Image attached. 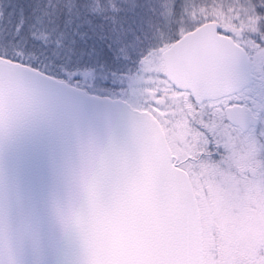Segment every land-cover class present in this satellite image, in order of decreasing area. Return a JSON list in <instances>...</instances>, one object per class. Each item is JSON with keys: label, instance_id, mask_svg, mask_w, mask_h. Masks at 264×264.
I'll return each instance as SVG.
<instances>
[{"label": "snow or ice", "instance_id": "obj_1", "mask_svg": "<svg viewBox=\"0 0 264 264\" xmlns=\"http://www.w3.org/2000/svg\"><path fill=\"white\" fill-rule=\"evenodd\" d=\"M35 86L135 114L89 153L86 264H264V0H0V130Z\"/></svg>", "mask_w": 264, "mask_h": 264}, {"label": "water", "instance_id": "obj_2", "mask_svg": "<svg viewBox=\"0 0 264 264\" xmlns=\"http://www.w3.org/2000/svg\"><path fill=\"white\" fill-rule=\"evenodd\" d=\"M135 134L120 99L35 86L30 107L0 130V264H86L75 214L86 204L89 153L132 152ZM133 241L117 229L116 254Z\"/></svg>", "mask_w": 264, "mask_h": 264}, {"label": "rangeland", "instance_id": "obj_3", "mask_svg": "<svg viewBox=\"0 0 264 264\" xmlns=\"http://www.w3.org/2000/svg\"><path fill=\"white\" fill-rule=\"evenodd\" d=\"M88 93H90V92H88ZM92 94V93H91ZM94 95H98V94H94ZM98 96H108V97H110L111 99H120V100H122V101H126V98L125 97H122L120 94H117V95H111V96H109V95H105V94H103V95H101V94H99ZM127 103V102H126ZM128 104V106H129V103H127ZM130 107V106H129Z\"/></svg>", "mask_w": 264, "mask_h": 264}, {"label": "trees", "instance_id": "obj_4", "mask_svg": "<svg viewBox=\"0 0 264 264\" xmlns=\"http://www.w3.org/2000/svg\"><path fill=\"white\" fill-rule=\"evenodd\" d=\"M90 93H92V94H101V95H103V94H105V95H109V96H111V95H117L118 93H115V92H111V91H99V92H90Z\"/></svg>", "mask_w": 264, "mask_h": 264}]
</instances>
